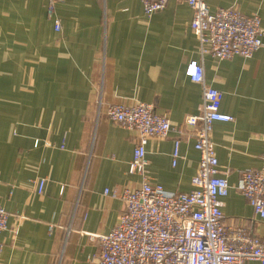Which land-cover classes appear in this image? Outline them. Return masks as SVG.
I'll use <instances>...</instances> for the list:
<instances>
[{
	"label": "crops",
	"instance_id": "1",
	"mask_svg": "<svg viewBox=\"0 0 264 264\" xmlns=\"http://www.w3.org/2000/svg\"><path fill=\"white\" fill-rule=\"evenodd\" d=\"M206 3L257 13L264 29V0ZM192 14L185 0L149 17L139 0H0V205L9 213L0 264H96L89 234L107 233L123 211L120 192L142 181L127 170L137 131L109 120L110 104L149 103L170 120L166 137L146 140V177L170 192L193 188L199 152L185 118L200 111L202 87L184 70L194 59L221 91L220 111L234 117L210 134L230 185L223 222L264 243V219L235 188L264 158V47L201 56Z\"/></svg>",
	"mask_w": 264,
	"mask_h": 264
},
{
	"label": "built area",
	"instance_id": "2",
	"mask_svg": "<svg viewBox=\"0 0 264 264\" xmlns=\"http://www.w3.org/2000/svg\"><path fill=\"white\" fill-rule=\"evenodd\" d=\"M139 1L144 15L149 17L169 0ZM185 1L193 12L190 27L201 56L250 57L264 47V29L257 13L244 14L234 6L211 11L206 0ZM58 28L55 23V29ZM184 73L202 87L200 111L185 118L199 152L198 168L191 180L193 188L188 192L167 191L159 184H151L146 177V140L151 136L166 137L173 128L170 120L144 102L114 103L105 109L109 120L137 131L127 170L140 175L142 181L139 186L120 192L123 211L115 225L107 233L89 234L98 243V251L91 257L96 264H264L261 239L245 226H226L223 222L221 198L230 185L217 168L210 134L215 121L233 122L234 117L220 111L222 93L205 83L200 61H189ZM178 147L176 138L173 164L179 156ZM44 182V179L37 181L38 193L42 192ZM235 188L257 217L264 219V158L259 167L240 172ZM8 216L0 205V235L7 227Z\"/></svg>",
	"mask_w": 264,
	"mask_h": 264
},
{
	"label": "rangeland",
	"instance_id": "3",
	"mask_svg": "<svg viewBox=\"0 0 264 264\" xmlns=\"http://www.w3.org/2000/svg\"><path fill=\"white\" fill-rule=\"evenodd\" d=\"M93 234H96V233H93Z\"/></svg>",
	"mask_w": 264,
	"mask_h": 264
}]
</instances>
